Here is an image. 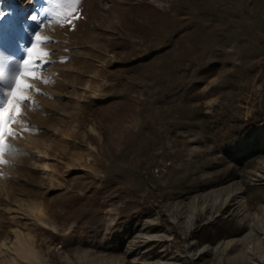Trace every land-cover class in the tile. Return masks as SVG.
Listing matches in <instances>:
<instances>
[{"label":"rangeland","instance_id":"obj_1","mask_svg":"<svg viewBox=\"0 0 264 264\" xmlns=\"http://www.w3.org/2000/svg\"><path fill=\"white\" fill-rule=\"evenodd\" d=\"M19 73L0 264H264V138L224 153L264 135V0H0V108Z\"/></svg>","mask_w":264,"mask_h":264},{"label":"trees","instance_id":"obj_2","mask_svg":"<svg viewBox=\"0 0 264 264\" xmlns=\"http://www.w3.org/2000/svg\"><path fill=\"white\" fill-rule=\"evenodd\" d=\"M263 138L262 130H257L255 134L253 131H247L236 140L235 144L226 145L224 153L237 164H243L245 161L255 158L261 152L263 147L261 140Z\"/></svg>","mask_w":264,"mask_h":264},{"label":"bare ground","instance_id":"obj_3","mask_svg":"<svg viewBox=\"0 0 264 264\" xmlns=\"http://www.w3.org/2000/svg\"><path fill=\"white\" fill-rule=\"evenodd\" d=\"M231 195H232V193L228 192L227 196L224 197V198H221V197H215V198H216V200L217 199H221V200L224 199L225 201H227L230 198ZM199 200H200V198L198 197V198H195V199H193L191 201L192 202L191 204L193 205V209L191 211V217H195L197 215V212L199 210V204H200ZM205 206L206 205L202 206V208H205ZM259 225L260 226L264 225V218H262L260 220ZM254 232H255L254 230H250V231L246 232L243 235V237L244 238H250V237H252L255 234ZM220 246L221 245L218 243V244L214 245L213 249L214 248L218 249ZM202 249L203 250H208L207 247L202 248ZM20 251L24 255V258H26L28 261H31V262H33L35 264H45L44 261H43V258L40 255V253H38L35 250V248L33 247L32 244L29 245V246L21 245V250ZM157 264H182V262L181 263H176L174 261H159V262H157Z\"/></svg>","mask_w":264,"mask_h":264},{"label":"snow or ice","instance_id":"obj_4","mask_svg":"<svg viewBox=\"0 0 264 264\" xmlns=\"http://www.w3.org/2000/svg\"><path fill=\"white\" fill-rule=\"evenodd\" d=\"M35 18V17H33ZM36 39L39 40V35L36 36ZM34 48L27 49V53L34 52ZM31 59V58H30ZM29 63V60H24L23 64L27 65ZM26 85V81L24 77L19 73L14 80L13 87L9 90V98L7 100V104L0 108V124H2V121L4 117L6 116L8 120H11L12 117V111L14 108H16V105L14 104L15 100H18L20 97L21 88ZM30 87V85H28ZM21 102H26L25 100H22ZM18 111V108H16ZM2 127H0V132H2Z\"/></svg>","mask_w":264,"mask_h":264}]
</instances>
